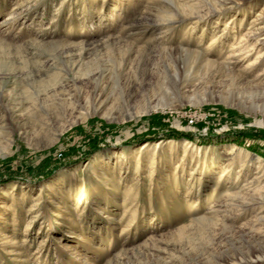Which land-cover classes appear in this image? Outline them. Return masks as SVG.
<instances>
[{
    "label": "rangeland",
    "instance_id": "374dc122",
    "mask_svg": "<svg viewBox=\"0 0 264 264\" xmlns=\"http://www.w3.org/2000/svg\"><path fill=\"white\" fill-rule=\"evenodd\" d=\"M263 15L0 0V264H264Z\"/></svg>",
    "mask_w": 264,
    "mask_h": 264
},
{
    "label": "bare ground",
    "instance_id": "6f19581e",
    "mask_svg": "<svg viewBox=\"0 0 264 264\" xmlns=\"http://www.w3.org/2000/svg\"><path fill=\"white\" fill-rule=\"evenodd\" d=\"M249 29H250V31L248 34L254 38L255 43H263L264 42V15H263L262 20H259V18L254 20L253 26L249 27ZM239 54H236V55L240 56ZM236 55H234V56H236ZM242 59H244V57ZM250 66H251V64L248 67H250ZM260 74L261 73H259L258 75H260ZM262 83H264V82L259 77H257V81L253 82V84L255 86H257V85L261 86ZM263 89H264V87H263Z\"/></svg>",
    "mask_w": 264,
    "mask_h": 264
},
{
    "label": "trees",
    "instance_id": "16d2710c",
    "mask_svg": "<svg viewBox=\"0 0 264 264\" xmlns=\"http://www.w3.org/2000/svg\"><path fill=\"white\" fill-rule=\"evenodd\" d=\"M168 135H170V136H177L178 135V132L172 130V132H170Z\"/></svg>",
    "mask_w": 264,
    "mask_h": 264
}]
</instances>
